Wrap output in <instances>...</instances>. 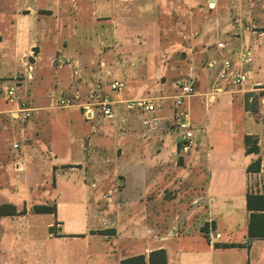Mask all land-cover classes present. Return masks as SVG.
Here are the masks:
<instances>
[{"label": "crops", "instance_id": "1", "mask_svg": "<svg viewBox=\"0 0 264 264\" xmlns=\"http://www.w3.org/2000/svg\"><path fill=\"white\" fill-rule=\"evenodd\" d=\"M26 62L53 70L49 104L53 93L85 100L92 90L114 100L103 124L79 107L39 108L67 112L68 127L72 109L89 123L64 143L69 163L42 144L38 113L7 120L3 90ZM236 73L246 75L241 86ZM190 76L185 139L174 97ZM112 77L139 95L111 91ZM11 82L0 99V205L17 213L0 215V264H149L158 250L166 264H264V238L248 236L251 214L262 212L248 194L264 196V0H0V85ZM26 82L18 98L28 92L39 104L32 88L42 80ZM149 97L159 98L153 115L127 108ZM15 141L26 144L13 150Z\"/></svg>", "mask_w": 264, "mask_h": 264}, {"label": "built area", "instance_id": "2", "mask_svg": "<svg viewBox=\"0 0 264 264\" xmlns=\"http://www.w3.org/2000/svg\"><path fill=\"white\" fill-rule=\"evenodd\" d=\"M61 65V62H58ZM26 71L28 77L31 78L32 67L26 62ZM230 61H224L223 69L219 73V78L226 77L227 70L230 68ZM246 81V75L242 73H236L233 75L232 83L235 86H241ZM194 78L188 77L181 85L179 93L174 97V114L173 123L175 126L183 128L185 133V139L191 138L190 122L188 112L183 109V103L185 98L194 94ZM125 88V82L123 80H115L110 83V89L113 92H120ZM17 86L6 87L3 90L4 98L12 102V107L8 110V113L14 121H27L32 115L34 108L29 106L26 102H20L17 96ZM157 97L142 98L137 100H131L127 102L128 109H137L141 112L153 115L157 110ZM113 104L114 100L106 97H100L95 90H92L85 100H82L79 95H64L53 93L50 97V106L52 108L68 109L79 107L82 111L83 118L87 122L104 123L106 120L113 117ZM14 148H19V144L15 143Z\"/></svg>", "mask_w": 264, "mask_h": 264}, {"label": "rangeland", "instance_id": "3", "mask_svg": "<svg viewBox=\"0 0 264 264\" xmlns=\"http://www.w3.org/2000/svg\"><path fill=\"white\" fill-rule=\"evenodd\" d=\"M12 5H13V3H11V4L9 3V7ZM163 22H164V20H163ZM165 23H166V21H165ZM98 63H99V60L97 63H93V65H92L93 70L99 71L98 70ZM28 64H29V66L31 65V67H32L31 78L28 77V74L26 71L27 68H26V66H24L22 68V72L21 73L19 72V76H18V80H19L18 82L19 83H17V85L20 87V90H21L25 81H27L26 82V85H27L28 82L34 80V76L36 77V79H38L40 81L42 80V84L37 89L32 88V90H33L34 95L37 96L39 104H42L43 106L36 103V101L33 100L32 98L29 99L28 92H25V93L23 92L24 93V94L22 93L23 95L19 94L20 102H28V103H30L29 105L34 108L33 115H32V117H33V116H35V114L40 112L41 109H45V106L52 108L50 106L49 102L47 103V99H46V91L47 90L46 89H47V82H48L50 76L52 75L53 70H51V68L46 66L45 63L37 64L35 66V70H34V67L32 66V64H30V63H28ZM4 72H7V71H4ZM113 79H114L113 77L108 79L107 80V82H109L108 84H110V82L113 81ZM13 84L14 83L11 82V83H5V84L0 85V99L2 98L1 89H3L4 86L5 87L6 86H12ZM123 94L125 97H133V96L136 97L139 95V90L137 88H135L129 81H127L126 87L123 89ZM124 107L121 108L118 112V114H119L118 120L122 123L126 122L125 121V117H126L125 112L126 111H125ZM39 108H40V110H39ZM71 112H72L71 117L74 120V122H73L74 124L72 127H68L66 125L67 123L65 121V118L67 116L66 115L67 112L65 113V112H63L61 110H57V109H46L45 111H42L41 113H38L39 115H37V117L39 119L38 122L40 125V129L42 132V136H41L42 144L44 145L45 142H47V143L50 142L51 144L54 145L55 148L61 150L60 155H62V157L61 156L58 157V162L56 161L57 164L69 163V161L71 160L70 157L64 156V154L66 153V151H65L66 147L64 146V143L68 142L71 138H74L73 139V143H74L75 140L80 138V135L77 134V131L75 130V126L76 127L77 126H84V127H86V132L88 133V131H89V123H86L82 119V116L80 113L81 111L73 110V109L68 111V113H71ZM6 113H7V120L15 123V121L11 119L9 113L8 112H6ZM112 121H114V119L111 120L110 122H112ZM116 142H117V139L115 138V139H113V141H110L108 143H109V145L114 146L116 144ZM15 143L19 144V148H17V149L14 148ZM24 144H26V141H23V142L15 141L12 145V148H13V150H19ZM111 166H113L112 163L106 164L104 166L101 165L98 168V170L101 172H103V171L108 172L109 167L111 168ZM108 183H109V180H107V179L103 180L102 184L98 185L99 186L98 188L102 189V191H103V189L108 185ZM102 193H99L97 198L99 199V201L106 204L108 202V199H107V197H105L103 199ZM170 213H172V212H170Z\"/></svg>", "mask_w": 264, "mask_h": 264}, {"label": "trees", "instance_id": "4", "mask_svg": "<svg viewBox=\"0 0 264 264\" xmlns=\"http://www.w3.org/2000/svg\"><path fill=\"white\" fill-rule=\"evenodd\" d=\"M246 139H249L248 137ZM252 202H255L258 206L260 213H252L250 216V223L248 227L249 238H264V196L261 195H250L248 194V207L252 209ZM34 211L37 213L52 212L54 208L46 206H35ZM16 208L10 204L0 205V215H14L16 214ZM107 233V231H104ZM235 244L225 245L226 248L236 247ZM166 253L164 250H158L152 252L149 255V264H166ZM121 264H147L144 256H136L128 258L122 261Z\"/></svg>", "mask_w": 264, "mask_h": 264}]
</instances>
